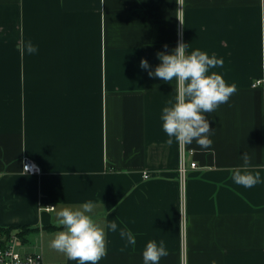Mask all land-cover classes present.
Segmentation results:
<instances>
[{
    "label": "crops",
    "instance_id": "0c3cea01",
    "mask_svg": "<svg viewBox=\"0 0 264 264\" xmlns=\"http://www.w3.org/2000/svg\"><path fill=\"white\" fill-rule=\"evenodd\" d=\"M179 42L222 57L211 71L236 87L206 114L212 145L184 144L195 153L183 188L181 144L165 142L160 120L175 84L140 67L144 58L154 70L157 51ZM259 79L264 0H0V229L25 226L20 243L76 264L50 246L56 213L92 200L104 231L97 264H143L148 240L165 243L159 264H264V182L231 180L245 151L264 178ZM23 157L41 173L22 170ZM112 219L135 246L109 230Z\"/></svg>",
    "mask_w": 264,
    "mask_h": 264
},
{
    "label": "clouds",
    "instance_id": "9594fccd",
    "mask_svg": "<svg viewBox=\"0 0 264 264\" xmlns=\"http://www.w3.org/2000/svg\"><path fill=\"white\" fill-rule=\"evenodd\" d=\"M29 54L37 51L31 41L26 43ZM188 45L179 42L171 52L157 51L160 63L151 69L147 59L142 58L140 67L148 70L150 77L161 78L175 84V96L163 107L160 120L167 134L166 143L175 140L180 144L193 141L203 149L212 145L209 120L206 114L214 112L222 103L228 102L236 90L234 84L227 83L221 74L211 69L222 66L223 58L209 55L198 48L186 53ZM167 49L168 45L165 44ZM242 164L231 170V180L244 188H251L264 182L259 171H251V156L248 152L239 155ZM27 170V168L25 169ZM219 188V185H217ZM240 195V193H237ZM94 201L86 200L79 207H63L57 213L62 229L54 234L50 246L63 252L68 260L76 264H97L104 255V231L97 226L89 214ZM109 230L119 233L126 245L135 246L136 235L126 226L121 227L112 219ZM168 254L163 240H148L142 251L143 264H159L161 257ZM215 264V261H212Z\"/></svg>",
    "mask_w": 264,
    "mask_h": 264
},
{
    "label": "built area",
    "instance_id": "2783aa9c",
    "mask_svg": "<svg viewBox=\"0 0 264 264\" xmlns=\"http://www.w3.org/2000/svg\"><path fill=\"white\" fill-rule=\"evenodd\" d=\"M254 86L264 85V79H259L253 83ZM180 155L178 162V172H179V180L180 185L183 188L186 182V174L189 170V166L187 165V154L194 155L195 151L191 149H187L184 144H181L179 147ZM190 168L196 169L197 163L190 162ZM27 168V170H25ZM22 170L31 175H37L41 173V169L39 165L33 162L28 157L22 158ZM148 175L145 174L144 178H147ZM54 206L45 208L46 210H52ZM19 242V237L13 234L9 238L8 244L4 247H0V264H64L61 262H49L46 257L41 253L30 252V251H20L17 249V244Z\"/></svg>",
    "mask_w": 264,
    "mask_h": 264
},
{
    "label": "trees",
    "instance_id": "16d2710c",
    "mask_svg": "<svg viewBox=\"0 0 264 264\" xmlns=\"http://www.w3.org/2000/svg\"><path fill=\"white\" fill-rule=\"evenodd\" d=\"M27 227H9V229H0V247H4L6 239H9L12 234L20 237L21 240L24 239L25 234L29 231ZM4 238L5 240H2Z\"/></svg>",
    "mask_w": 264,
    "mask_h": 264
},
{
    "label": "rangeland",
    "instance_id": "374dc122",
    "mask_svg": "<svg viewBox=\"0 0 264 264\" xmlns=\"http://www.w3.org/2000/svg\"><path fill=\"white\" fill-rule=\"evenodd\" d=\"M17 249L24 252V251H33L34 249H32L28 244H23V243H20L18 242L17 244ZM34 252V251H33Z\"/></svg>",
    "mask_w": 264,
    "mask_h": 264
}]
</instances>
